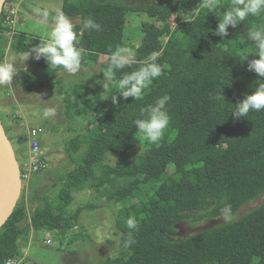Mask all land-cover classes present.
Listing matches in <instances>:
<instances>
[{"label": "trees", "instance_id": "16d2710c", "mask_svg": "<svg viewBox=\"0 0 264 264\" xmlns=\"http://www.w3.org/2000/svg\"><path fill=\"white\" fill-rule=\"evenodd\" d=\"M199 3L63 0L60 13L80 21L91 18L100 25L99 30H86L81 22L74 25L76 45L84 49L81 65L100 63L99 73L105 76L111 54L121 48L134 53V63L113 70L106 96L100 84L79 82L69 87L73 98L66 113L82 115L87 123L85 131L71 136L65 145L72 167L57 174L62 187L55 197L32 198L39 201L31 210L22 191L0 227V264L23 256L20 242H26L32 231L54 233L58 238L77 227L84 208H97L106 200L129 203L119 208L115 220L125 253L101 264H264V198L242 216L181 240H170L165 233L180 222L235 213L264 196V110L250 111L245 118L231 116L234 104L264 83V77L247 70V61L259 58L253 56L256 45L249 33L264 28V10L249 15L236 28L228 26V35L222 39L213 33L231 0H216L214 12ZM130 11L150 18L141 22L142 39L136 46L124 43ZM4 12L0 15V62L8 45ZM36 44V39L18 34L10 48L26 54ZM153 51L162 53L156 61L161 74L139 99L120 97L119 80L143 67ZM245 55L247 60L241 61ZM34 61L42 67L41 74L13 83L25 90L51 87L59 67H48L43 58ZM220 93L225 101L218 99ZM114 95L116 103L111 100ZM164 95L169 96L168 128L159 142L146 141L145 150L127 160L123 155L140 142L133 121L141 118L142 108ZM109 152L116 156L112 164L105 162ZM76 190H92L96 200L69 212L66 206ZM129 217L137 221L132 234L135 242L124 248Z\"/></svg>", "mask_w": 264, "mask_h": 264}, {"label": "rangeland", "instance_id": "374dc122", "mask_svg": "<svg viewBox=\"0 0 264 264\" xmlns=\"http://www.w3.org/2000/svg\"><path fill=\"white\" fill-rule=\"evenodd\" d=\"M40 1L44 2V4L47 3L53 9H56L61 3V0ZM116 1H122L127 5H160V3L174 2L175 0ZM6 4L7 1L4 4V9ZM144 20H150L145 13L133 11L127 13L126 37L124 42L126 46H136L141 42L142 34L140 33V25ZM99 69L100 63L85 67L81 69L78 78L76 79L75 77L74 80L89 83L90 86L98 84L103 86L106 82V76H101ZM65 88L66 90L62 95H57L52 90L38 89L34 91L35 94L33 93L32 96H30L31 93H29V96L23 95V93L16 95L18 97L16 99L17 102L13 98H7L4 101L0 99V118L17 157H23L24 155L26 156V153L28 154V147L24 145L26 143L16 140L24 131V128L20 125L21 120L24 118L27 125L41 126L43 128V133L39 137L40 147L44 151L43 153L47 159L48 167L43 171L31 174L27 181L22 180L21 193L23 191L29 210L39 201H33V199H39L41 195L54 198L59 192L62 183L58 175L63 174L72 167L65 153L67 140L71 136L82 133L83 130L85 131V126L87 125L86 117L75 115L73 112L72 115L66 113V105L73 97L69 93L70 88L68 85ZM107 92L104 90L102 95L106 96ZM11 106H15L12 111L9 110L12 108ZM48 109H52L54 114L45 117L44 111ZM5 110L9 113L3 114ZM15 112L20 114L19 121H14L11 118V114ZM138 137L140 138V142L123 155L129 161L133 160L136 155L142 153L146 148V140L142 138V134L139 131ZM107 156L105 162L110 164L115 162L116 156L113 153L109 152ZM263 198L264 196H261L243 205L238 211L232 214L206 218L194 223H177L172 230L165 232L166 236L170 240H181L212 226L236 219L255 208ZM95 200L94 191L76 190L72 192V201L68 202L66 209L69 212H73L77 207L83 206L86 203H92ZM133 200L135 198H132ZM128 203V200L121 202L106 200L104 205H99L97 208H84L79 213L77 227L61 233L58 238L54 233L32 231L31 233L33 234H31L32 238L29 242L28 249L23 254V259L25 258L24 264H101L105 260L120 258L124 255L125 250L120 245V234L115 226V220L119 208ZM47 239H50V241L47 242ZM20 264H23V260Z\"/></svg>", "mask_w": 264, "mask_h": 264}, {"label": "clouds", "instance_id": "9594fccd", "mask_svg": "<svg viewBox=\"0 0 264 264\" xmlns=\"http://www.w3.org/2000/svg\"><path fill=\"white\" fill-rule=\"evenodd\" d=\"M200 6L209 12L217 9L216 0H200ZM261 10H264V0H231L227 9L221 12L218 19V26L214 35H219L222 39L228 35L227 28L231 26L236 28L240 22L244 21L249 15L257 16ZM46 22V17H45ZM83 28L99 30L100 25L93 19L88 18L80 21ZM75 22L72 18L60 13L53 21L51 31L46 34L43 40L39 39V44L33 45L24 55L23 62L31 58L39 61L42 58L47 62L48 67L53 69L63 68L69 73H76L82 61L84 49L76 45V32L74 31ZM249 39L256 45V53L253 58L247 61V70L255 72L258 77H264V28H257L249 33ZM162 53L153 51L146 58L145 64L138 71L125 75L118 82L121 90L119 96L126 99L132 97L139 99L145 87L150 84L153 78L158 77L161 72V66L156 63ZM248 55L239 58L241 61L247 60ZM134 63V53L125 48H121L110 56L109 70L105 74L106 82L103 85L105 92L110 90V83L113 79L114 69H123ZM26 70V69H25ZM19 72L16 68L15 59L0 62V86L13 84V77ZM218 99L225 101L224 97L219 95ZM112 102H117V95L112 97ZM169 100L168 95L158 98L154 104L147 105L140 110V117L133 121L137 130L142 134V138L153 144L159 142L164 132L169 126V115L165 110V105ZM231 112L233 119L247 117L250 111L259 112L264 110V83H260L251 94H245L243 99L234 104ZM52 109L44 111V116L53 115ZM227 213L228 209L225 208ZM127 228L130 230L123 242V247L127 248L135 241L132 239L133 231L137 228V221L129 217L126 220Z\"/></svg>", "mask_w": 264, "mask_h": 264}, {"label": "crops", "instance_id": "0c3cea01", "mask_svg": "<svg viewBox=\"0 0 264 264\" xmlns=\"http://www.w3.org/2000/svg\"><path fill=\"white\" fill-rule=\"evenodd\" d=\"M13 1L17 7V18L15 22V31H16L15 36L18 34H22L26 37H31V38L36 39L37 44H39L40 42L39 39L43 40L46 34L51 31L53 21L55 20L56 16L60 14L61 12L63 0H61L60 5L56 9H53L47 3L44 4V2L40 0H13ZM45 17H46V22H45ZM69 17L74 20L75 24L80 22V18L77 16H69ZM124 42H125V39H124ZM10 43H8V45L6 46L5 57L3 61L13 60V58L15 59L17 71L20 73L19 78L16 79L15 81L19 80L20 78L21 79L28 78L29 80L36 79V77H38V75L41 74L42 67L38 63H35V61L31 58V56L29 57V59L23 62L25 53L14 52L10 48L11 46ZM91 65H94V64L92 62H88L87 65H81L80 68L83 69L85 67H90ZM81 69H79L76 73H69L63 68L57 69L55 71L56 72L55 78L51 80V83H52L51 87L35 86L31 90H25L22 88V85L18 83L17 84L13 83L12 85H7V86H0V99L4 101V99L13 98L17 102L16 99H18V97L16 95L23 93V95L29 96V93H31L30 96H32L33 93L35 94L34 91L38 89L40 90L48 89V90L54 91L55 94L57 95H60V94L62 95L66 90L65 88L66 85L70 87L71 85L75 83H79V81H75L74 79L75 77L76 79L78 78L79 72L81 71ZM66 83H69V84H66ZM82 83H85V82H82ZM14 107L15 106H13L9 110L12 111ZM4 113H9V112L5 110V112L3 111V114ZM16 140L19 141L18 138ZM31 234L33 233H30L28 240H27L28 242L27 241L20 242V245L23 250V254L25 250L28 249L29 242L32 238Z\"/></svg>", "mask_w": 264, "mask_h": 264}, {"label": "built area", "instance_id": "2783aa9c", "mask_svg": "<svg viewBox=\"0 0 264 264\" xmlns=\"http://www.w3.org/2000/svg\"><path fill=\"white\" fill-rule=\"evenodd\" d=\"M2 11H5L4 12L5 13L4 15L5 29L3 31V34L5 38L7 39L8 43H10L16 34V31H15V22L17 18L16 4L7 2L5 9L3 7ZM19 74L20 73L14 76L13 80L18 79ZM11 118L14 121H17V120L19 121L20 114L16 112L14 114L12 113ZM23 120H21L20 125L24 128V131L19 136V139L26 143L24 145L28 147L27 148L28 154H26L25 159H22L21 162H19V166H20L21 181L22 180L27 181L31 174H34V173H37V172H40L46 169L48 167V163L43 153L44 151L40 147L39 137H40V134L43 133V128L41 126H29L25 122L26 120L24 118ZM46 241L48 242L50 241V239H47ZM22 260H24L23 256L17 259L10 258L5 262V264H20Z\"/></svg>", "mask_w": 264, "mask_h": 264}, {"label": "water", "instance_id": "95a60500", "mask_svg": "<svg viewBox=\"0 0 264 264\" xmlns=\"http://www.w3.org/2000/svg\"><path fill=\"white\" fill-rule=\"evenodd\" d=\"M7 0H0V15ZM20 166L0 118V227L12 213L20 197Z\"/></svg>", "mask_w": 264, "mask_h": 264}]
</instances>
